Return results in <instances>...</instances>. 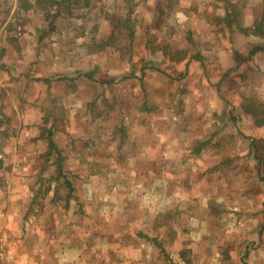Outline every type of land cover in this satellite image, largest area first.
Wrapping results in <instances>:
<instances>
[{
    "label": "rangeland",
    "instance_id": "1",
    "mask_svg": "<svg viewBox=\"0 0 264 264\" xmlns=\"http://www.w3.org/2000/svg\"><path fill=\"white\" fill-rule=\"evenodd\" d=\"M89 2L0 0V196L22 206L0 264H264V125L244 108L264 102V0ZM157 129L176 146L138 167L143 194L82 147L133 156Z\"/></svg>",
    "mask_w": 264,
    "mask_h": 264
},
{
    "label": "crops",
    "instance_id": "2",
    "mask_svg": "<svg viewBox=\"0 0 264 264\" xmlns=\"http://www.w3.org/2000/svg\"><path fill=\"white\" fill-rule=\"evenodd\" d=\"M146 123L147 122L143 121V124H146ZM137 124H138V122H137ZM162 133H165V132H161L158 129L156 131H154V133H152V134H148L147 133L146 134L147 141L144 144H142V146H139L140 149H138L137 153L135 155H133V156L130 155V151H129L128 148H125L123 150V148H124L123 146L120 147L121 150L114 149L113 147H110V146H103V147L101 146V147H99V146L95 145L94 143H91L90 145L89 144L87 145L85 143V144L82 145V147H84V149L85 148L88 149V152H87L88 154H92L93 155L92 159L90 158L92 165L100 166V165H103L104 161H106L109 164V166H111V167H115V166L116 167L117 166L122 167V170H118L117 176L115 177L117 184L119 183V186H122V185L125 186L126 189L128 187L129 190L132 188L131 191L133 190V192H134V189H135V190H137V193L143 194V192H145V190H141L140 191V189H141V181H139V179H141V178L138 176L139 175L138 174V167H140L143 164L144 165L145 164H151L152 160H151L150 157H151V155H153V153L154 154H158L159 156H161L165 151H167L166 147L171 146V145L176 146L175 143L173 142L174 139H169L168 138L167 140H165V136L167 134H162ZM168 142H170V143H168ZM96 146H97V148H96ZM110 148L113 149L112 150V156L110 158L102 157L103 155H105V153ZM221 148H222V146L218 148V151H220ZM103 151H104V153H103ZM195 151L197 152V153L195 152V156H196L197 161H198V163L200 165L199 161H201L202 159L204 160L205 156H200L198 153H200L202 151H206L205 150V146L203 144L198 143L195 146ZM121 152L122 153L124 152V160L125 161H119L120 164L119 163L117 164L118 159L122 160V156L123 155L120 154ZM222 152H226V150L225 151L223 150ZM167 153H164V155H167ZM1 155H0V161L3 160ZM231 157H229V159ZM151 175H152V172L148 174L147 181H148V183L154 184L152 182ZM136 185H139L140 187H136ZM158 187L159 186H156V191H154L155 187H150L149 189L146 187L145 189H148L150 191L153 190L155 193H161V195L163 196L162 200L164 202H167V199L170 200V203L175 201V200H177V197L176 198L172 197L173 196V192L171 190H169L168 187H166V186L163 187V188L159 187V191H157ZM0 193H2L1 190H0ZM23 193H24V190H22V188L19 187V190L15 191L13 193L11 192V196L15 195V197L13 196L14 198L22 199V197L24 196ZM176 193H178V192H174V194H176ZM133 202H136V201H133ZM14 203H16L17 205L14 204ZM18 203L19 202L10 203V202L7 201L6 197L2 198L0 196V219L3 220L5 218V215H8V212H11V213L15 212L16 216L18 217L22 213V206L20 204H18ZM167 204L168 203H166V204L162 203L163 206H160V205L159 206L163 207V208L158 209V210H160V212L165 211V207H169L168 206L169 204L168 205ZM165 205H167V206H165ZM6 210H8V211L6 212ZM2 216L4 218H1ZM16 224L17 223H15L14 225H16ZM13 229H14V231H16V228H13Z\"/></svg>",
    "mask_w": 264,
    "mask_h": 264
},
{
    "label": "trees",
    "instance_id": "3",
    "mask_svg": "<svg viewBox=\"0 0 264 264\" xmlns=\"http://www.w3.org/2000/svg\"><path fill=\"white\" fill-rule=\"evenodd\" d=\"M63 1L64 0H37V2L39 4H43V5H48L49 4V6H55L57 10L53 14L56 15V16L61 15V10H60L59 7H60V4L63 3ZM66 1H69V0H66ZM76 1H79V0H76ZM85 1H87V3H90L89 2L90 0H85ZM29 2H30V0H23V6L24 7L29 6L30 5V4H28ZM46 13L50 14L49 12H46ZM236 15H238V14H236ZM235 18L237 19L236 16H235ZM227 19H228V17H227V15H225L224 16V20H227ZM263 23H264V15H263L262 20L259 23H257V24L255 23L254 24L255 29L252 30L251 32L248 31V30L251 29V27L243 26V22L240 19H239V24L238 25L241 26V30L243 28L244 31H247L249 33H253V34H257L258 35V34H260V33H262L264 31L263 30L264 28L262 26ZM226 24H227V26L233 27L232 26L233 25L232 19L226 21ZM116 27H117L116 29L119 30V32H122L123 29L126 28V29L129 30L128 32H129V34L132 37H134V35H135V29L133 27V22H132L131 17L129 15L127 17H125V18L121 17V16L118 17L117 18V22H116ZM116 34L117 33H116V30H115V32L112 33L109 38L110 39H114ZM106 43H108V41H106L104 39H103L102 42H100V44H106ZM263 48L264 47H262L260 44H256L255 48H253L251 51H252V53H254V52L257 51V49H263ZM90 76H92V74H90ZM244 108H245V111L251 115V118L253 119L254 123L257 126H263L264 125V102L261 101V99H259L257 97L256 98H251L250 100L245 102ZM43 129L44 130H43L42 134L39 137L36 136L35 140H38L39 138H44L45 137L46 139H48V143H49L48 154H51V153L57 152V151L60 152V149L58 148V146H57V144H56V142H55V140L53 138V132H52L51 128L44 127ZM0 132H5V130L0 128ZM68 183H69V185H72L71 182H68ZM189 264H190V261H189Z\"/></svg>",
    "mask_w": 264,
    "mask_h": 264
}]
</instances>
